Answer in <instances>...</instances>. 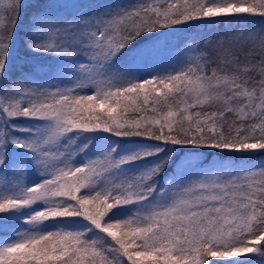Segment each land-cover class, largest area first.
<instances>
[{"label":"snow or ice","instance_id":"6c2138e0","mask_svg":"<svg viewBox=\"0 0 264 264\" xmlns=\"http://www.w3.org/2000/svg\"><path fill=\"white\" fill-rule=\"evenodd\" d=\"M257 18L0 0V264H264V28L164 43Z\"/></svg>","mask_w":264,"mask_h":264},{"label":"trees","instance_id":"16d2710c","mask_svg":"<svg viewBox=\"0 0 264 264\" xmlns=\"http://www.w3.org/2000/svg\"><path fill=\"white\" fill-rule=\"evenodd\" d=\"M83 2H89V0H83ZM123 2H128V0H123ZM262 28H264V25L260 23L259 18L256 19L254 24H246L245 22L237 23L235 20L229 23L228 20H225L223 23L209 25L199 21H193L191 22L190 27L183 28L182 31L170 35L164 43L172 48L173 51H176L181 49L185 43L191 40L202 43L206 40H215L221 36L231 35L235 32H239L241 29L259 32ZM248 159L250 161H259L261 157L254 156L249 157Z\"/></svg>","mask_w":264,"mask_h":264}]
</instances>
